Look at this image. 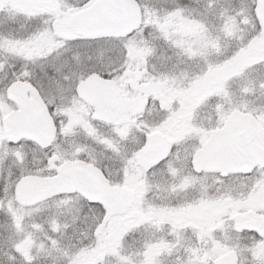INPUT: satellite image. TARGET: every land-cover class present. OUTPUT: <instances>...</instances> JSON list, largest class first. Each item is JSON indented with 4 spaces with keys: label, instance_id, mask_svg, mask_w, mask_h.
<instances>
[{
    "label": "snow or ice",
    "instance_id": "obj_1",
    "mask_svg": "<svg viewBox=\"0 0 264 264\" xmlns=\"http://www.w3.org/2000/svg\"><path fill=\"white\" fill-rule=\"evenodd\" d=\"M0 264H264V0H0Z\"/></svg>",
    "mask_w": 264,
    "mask_h": 264
}]
</instances>
